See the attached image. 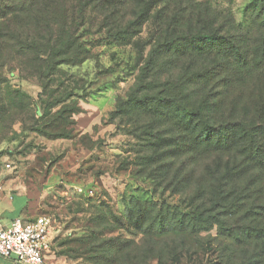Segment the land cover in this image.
Wrapping results in <instances>:
<instances>
[{
	"label": "rangeland",
	"instance_id": "rangeland-1",
	"mask_svg": "<svg viewBox=\"0 0 264 264\" xmlns=\"http://www.w3.org/2000/svg\"><path fill=\"white\" fill-rule=\"evenodd\" d=\"M117 1L130 42L100 0H45L65 20L54 60L76 54L46 79L25 50L33 15L0 0V166L41 189L52 250L70 264H212L207 244L220 264H264L245 212L213 202L246 177L226 166L232 151L195 144L205 121H264L260 0H160L135 25L141 3ZM250 175L264 185V168Z\"/></svg>",
	"mask_w": 264,
	"mask_h": 264
},
{
	"label": "trees",
	"instance_id": "trees-1",
	"mask_svg": "<svg viewBox=\"0 0 264 264\" xmlns=\"http://www.w3.org/2000/svg\"><path fill=\"white\" fill-rule=\"evenodd\" d=\"M49 5L53 7L54 3L52 0H48ZM79 9H85L86 0H76ZM141 3L140 11L134 17L135 25L138 19H142L147 15L148 10H150L157 2L160 0H137ZM20 7L23 12L27 14H32L36 28L38 31L37 41H33L32 45H28L25 50L29 55H32L35 62L40 66L38 72L42 73V76L46 79L50 78L54 74L55 66H58L65 61L74 59L76 57L75 53H70L66 59H61L55 61V55L52 54L51 45L54 43V37L56 36L55 26L60 25V22L65 21L55 15L52 10L46 8L45 0H18ZM260 9L264 13V0H260ZM173 3V2H172ZM171 3V4H172ZM44 4V5H43ZM120 3L117 0H100V10L102 11V21L107 23L111 28L116 29L118 25H122V29L117 30L113 35L116 40H123L124 42H130V35L127 36L128 30L124 33L126 27H129L128 19H124L121 16V12L117 11L116 17L112 20L111 18L115 15L117 7ZM171 4L169 6L171 7ZM47 6V5H46ZM67 7L65 5L64 12L67 13ZM67 18V15H65ZM68 20V18H67ZM140 24V23H139ZM125 25V27H123ZM139 26V25H138ZM113 33V32H112ZM112 33L110 35L112 36ZM158 49L154 48L149 54V59L146 64L147 67L154 65L157 62ZM247 65H254V60H245ZM170 103H173L171 101ZM186 111L195 108L185 106ZM188 115L186 112L185 116ZM199 133L195 137V144L198 147H205L207 149H213L218 151H232L230 157L227 158V167L232 169L230 172L240 173L243 176V181L241 184L235 183L227 178L224 183V188L222 192L227 191V196H216L213 200L214 205L217 207H223L228 210L230 209H241L245 212L246 225L244 226L245 232L248 234L249 239H264V185L260 187H255L253 183V176L250 174L253 171L261 170L264 168V121L259 122L254 125L252 123L241 122L232 123H222L219 121L215 125L210 124L205 121L200 127ZM234 164V165H233ZM232 166V167H231ZM264 181V179H262ZM259 182V181H258ZM226 202V203H225ZM254 209V211H252ZM222 215H217L218 224L220 228H226V221L221 219ZM206 253L208 254L209 262L212 264H220L218 257H213L215 254L213 250L209 251V245H206ZM51 247L53 248V242L51 240ZM177 260H179L177 258Z\"/></svg>",
	"mask_w": 264,
	"mask_h": 264
},
{
	"label": "built area",
	"instance_id": "built-area-1",
	"mask_svg": "<svg viewBox=\"0 0 264 264\" xmlns=\"http://www.w3.org/2000/svg\"><path fill=\"white\" fill-rule=\"evenodd\" d=\"M11 163L0 166V198L3 172L11 170ZM50 220L45 214L34 218H17L9 225L0 222V264L10 260L14 264H68L51 257Z\"/></svg>",
	"mask_w": 264,
	"mask_h": 264
},
{
	"label": "crops",
	"instance_id": "crops-1",
	"mask_svg": "<svg viewBox=\"0 0 264 264\" xmlns=\"http://www.w3.org/2000/svg\"><path fill=\"white\" fill-rule=\"evenodd\" d=\"M2 194L0 198V222L9 225L17 218H34L40 214L39 201L41 189L38 186H26L19 176H15L13 170L3 172ZM51 238V235H50ZM54 237L51 238L53 242ZM53 249V248H52ZM51 257L70 264L62 257H57L51 251ZM3 264H14L10 260H4Z\"/></svg>",
	"mask_w": 264,
	"mask_h": 264
}]
</instances>
